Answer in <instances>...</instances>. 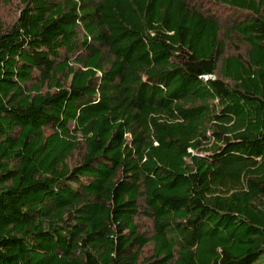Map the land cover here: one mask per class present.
Instances as JSON below:
<instances>
[{"label":"trees","instance_id":"trees-1","mask_svg":"<svg viewBox=\"0 0 264 264\" xmlns=\"http://www.w3.org/2000/svg\"><path fill=\"white\" fill-rule=\"evenodd\" d=\"M202 1L0 0V264H264V0Z\"/></svg>","mask_w":264,"mask_h":264},{"label":"rangeland","instance_id":"rangeland-1","mask_svg":"<svg viewBox=\"0 0 264 264\" xmlns=\"http://www.w3.org/2000/svg\"><path fill=\"white\" fill-rule=\"evenodd\" d=\"M194 2L198 4L197 6H199L200 9L202 8L207 9L212 14L217 15L221 19L235 18V16L237 15L235 12H231L226 9L211 6L202 0H194ZM201 4L203 6H201ZM19 9H20L19 0H11V4L9 6H3L1 8V17L5 25L11 24L14 21V19H16L17 12ZM143 224L145 225L144 228L149 227V222L145 219H143ZM145 230H149V229H145ZM150 250H151L150 247H146L143 251V256H148L150 254Z\"/></svg>","mask_w":264,"mask_h":264}]
</instances>
